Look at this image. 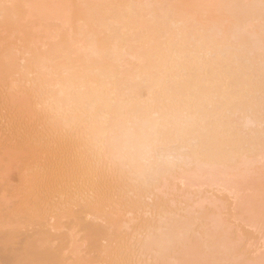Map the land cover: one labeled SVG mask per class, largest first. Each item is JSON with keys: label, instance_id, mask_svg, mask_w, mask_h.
Segmentation results:
<instances>
[{"label": "bare ground", "instance_id": "6f19581e", "mask_svg": "<svg viewBox=\"0 0 264 264\" xmlns=\"http://www.w3.org/2000/svg\"><path fill=\"white\" fill-rule=\"evenodd\" d=\"M18 1H20V0H18ZM18 1H15V2H18ZM24 1L27 2V0H24ZM43 1L42 2L40 1L41 2L40 3L39 1L36 0V1H34L35 3H31V4L35 5L36 2H39V4L46 3L45 2L46 0L44 2ZM54 1H56V3L59 4V2H57V0H48L47 3L50 2V4L48 3L49 6H47L48 4H46L47 7H45V5L39 6V4H38L39 8L37 7V10L39 11L42 7L43 9H41L39 11V13H41L43 16L45 14V12H47L45 14V17L46 18L48 17V19H50V20H51V18H49V17H52L53 19H57V20L61 19L60 23H58L59 21H57V20L55 21L56 24L58 23V26H59V24H62V23H64V25H66L68 23V21H71V22H69L70 25L68 24L69 29L67 28V25H66L65 28H67V30L65 29L64 32H62L64 34V35H62V37L67 36L68 35L67 33H69L70 35H71V33L75 34V36H73V37H72L73 34L71 36L69 35L71 38V41H69L70 40L69 36H68L69 40L66 37L65 39H67L69 42L66 40L67 42L66 43L64 42V44L67 46V48H65L66 50L69 48L68 46H70V45L74 46L73 48H69V51H70V49L72 50L74 48L75 49L79 48L78 54L76 55L78 57L77 58H76V56L73 57L74 60H73V58H71L72 61H70V63H69L68 61L70 58L67 61L66 60L67 58L63 56L64 60L62 59V62H59L61 59V58L59 59L60 55L56 54V52H53V51H56L57 47L56 48H54L55 46L53 48L48 47L49 49L48 48L47 49L51 50L50 51L51 53H50V52H48V50H45L46 49L45 45L43 46L45 48L44 50H45V52H48V53L46 55H44L45 52L42 50L43 52H41V53H44V54L42 55L39 52L40 55L39 56L37 55V57L40 60V63L39 62H36V63H38V64L43 63V65L44 64L48 65L49 61L53 62V63L55 62L54 65L52 66L53 68H54V66H56L55 67L56 69H54V70H57V72H59L57 67H61L60 70L63 68V71L61 70V75H62V72H64L63 76L65 75L64 77H62V76L59 77V78L62 77L61 80H56L55 79L56 75H54L55 78H53V79L56 81L51 80L52 78L50 79V81L49 80L47 81L45 78H46V75L48 73L45 74L43 72L45 75L44 74L41 75V76L44 75V79L46 80V81L45 80L44 81L47 82L46 84L44 82V84H45L44 86L45 87L47 86L51 90L50 91L47 89L50 93L49 94L50 96L47 97V100H49L51 102V105H53L54 110H53V112H48V113L46 112L47 114L44 111H43L44 113L41 112L40 113L41 115H40L38 121L42 122V123L45 122L47 124L48 121H49V123H50V121L53 122L52 119L57 117L59 114L60 115L69 114L70 115V116L68 115L69 118L66 117L67 118L66 122H65V118H64L65 116L62 117V119L64 120L63 122H65L66 124L65 123L63 124V122H62V124L65 126L63 127L64 130H62L63 131L62 134L60 133L61 136L59 135L60 136L59 140H61V139L62 140H64V139H67V140L71 139L72 140V138H74V140L76 141L75 142L76 145L77 144L79 145V147H75V148L80 149V147H81V151L83 153L86 152L85 153L86 155L82 156V155H80L82 153L80 150H79V152H77L75 150L77 153H79V155L74 154L75 153V151H74V153H73L74 155L71 157L72 158L71 162L68 161L70 159L69 156H68L69 159H67L68 157L66 158L64 156L59 157V158L57 157L56 159L54 158L55 156L52 157L53 159L50 160V162L48 163V167L53 168V169H57V173H55L57 175H55V177H52L53 179L50 182L51 185L59 183L60 185H63L64 187L67 186V185L65 186L64 184L67 181H69V179L71 178L70 177L71 174H69V173H71V170H69V169L66 170L67 169L66 164L68 165L69 164L68 162H70L71 164L73 163L72 165H74V167L78 166V168H79L82 166V169L84 170L85 173L88 172L89 168H91V172H92V168L94 169V167L100 169V170L97 169V171H95V172L93 171L95 173V175H93L94 173L91 174V172H88L90 175L87 174L88 177H85L87 179H85L84 181L82 179V181H81L82 184H80V186L78 185L82 189L85 188V186H84L85 183H87L88 185L89 184L95 185V183L101 182L107 177H108V179H106L107 182L111 183V181L113 182L114 181L113 179H115L116 176H119L120 173H121V176H123V175L126 176L127 182L129 181V183L130 182L133 183L135 181L138 184V187L140 186L141 194H140V190L135 191V192L138 191L137 194L133 192L135 194V196L138 194L139 195L137 196L138 199H136V201L134 200L135 208L132 205L133 202L131 203L132 206H129V208L131 207L132 210H134V209L136 210V208L137 209L139 208V210L136 211V212H138V214H139V212L144 214L146 211H148L151 208L150 207L151 204L149 205V203H150L149 199L148 200L144 199V196L146 193L147 194L149 193L148 195H150V197H151V194L153 195L154 192L156 190H158V192L160 194V195L156 194L158 192L155 193L156 196L158 195L157 198H159V200L157 202H155L154 199L150 200L152 202H155L154 204L158 209L156 208L157 211L155 210V212L151 211V209H150V211L153 212L154 214L151 216V213H150L149 219L147 217H145L147 219L144 220V217H143V219H141V224H140L136 221V219H137L136 216L140 217V215L137 214L136 216H134L133 213L135 212V210H134V212H132L131 216L133 218L136 217L134 219L139 224L138 226H128V225L134 224V223H132V224L129 223L131 221L130 220V218H131L130 212L131 211H129L130 209L127 207L128 205H126V207H125V209L126 208L127 209L126 210L124 209V214L128 212L127 214H129L130 218L126 214V218H124V219L128 220L127 219V217H128L129 218V221H128L129 224L127 222L121 223L122 221H124V219L121 221V219L123 218L122 217L123 211H120L122 213V215H120L122 218L120 219V217L117 216L119 219L116 220V222L117 223L120 222L121 225H120V223H118V224L115 223L113 221L114 219L112 220V222H114L115 224L111 222L109 224L107 223L104 225V223L102 222V218H104L105 216L101 217V215L99 217V219L101 218L100 222L97 221L98 219H95V217H94V219L96 221H94V219H92L94 221L93 222L92 220H89L87 218V215H86L87 220H86L85 216L83 217L80 215L81 211L79 212V210L80 209L82 210V208L84 210V207H87V208L91 207L90 209H92V207L95 206V208H96V206H97V208L100 209V207L101 208L103 207V204H104V206L107 204V207L109 206L108 209H110L112 202L115 201V199L113 200L111 197H113V196L119 197V196H115V195H121L119 193V189H121L119 187L120 186L119 184H118L119 189H117V187L114 189L113 188L111 189V187H110L109 189L111 191L110 192L108 191V193H110V194H108V193H107L108 195L104 194V197L101 196V194H99L100 197H98V198L95 197L97 199H94V200L93 199L88 200L89 198L86 199L87 197H84V199H83V197H82V199H80L78 197L79 199H77V202H78V200L80 202H78V204L77 203L75 204L73 202L72 203L75 204V206L78 205L80 208L78 207V209H77V207H76V211L74 209L75 208L74 206H73L74 208H71V210L75 211V212L73 211L75 213L74 214L75 217L71 211L69 214H72L73 217H71L70 219L72 220L74 218V220H72V222L74 221V223L70 222L71 220L69 219L70 220L69 224H71L69 226V228H74V227L76 228L77 227L78 230L81 231V229H82L83 231H85L86 233H84V234H88L87 237H89L88 239H90V241H91V244H90L91 246L93 245L92 241H94V239H95V243H94L95 245H93V247L94 246L96 247L97 246L96 243L98 244V241L102 240L100 242H102L103 246L100 243L98 244V246L101 245L103 247V249H105V247L107 248L106 250H108V252L106 254L105 253L104 254L108 257V262H110L112 259L115 260V261L113 260L115 262V263L112 262L113 264H264V0H106V2H105V0H102V1H100V0H81V1L76 0L75 1L74 0L75 1L74 4L79 2L80 6L83 2V6H84V4H85L84 7H86V5H87L89 7V10L87 9L88 7L86 8L87 11L91 12V13L90 12L88 13L87 11H82V13H81V11H80L81 9L78 10V8L80 6L78 5V7H76L78 4L77 3V4H75L76 6H74V7H76L75 9L78 10L77 11L74 9L75 11H77L76 16H75V14L72 15L73 13H75V11L73 10V13H72L71 9H70V7L72 8L71 4H73V0H72V3L70 2L71 0H69L65 3H64V1H66V0H60V1H63L62 2L63 5L64 4L67 5V3H68V6L71 5L68 8L67 7L65 8V14H63L64 12H62V10H59V8H58L59 5L57 6ZM3 2H4V0H3ZM20 2H18V3H20ZM28 2L30 3L33 1L29 0ZM51 2H53V3H51ZM69 2H70V4H69ZM102 2H104V3H102ZM62 3H61V5H62ZM4 4H3V6H4ZM10 4H11V2H10ZM12 4H13L12 7H10L11 10L13 7L16 6V5H14V3H12ZM31 4L27 5V3H26V5H24V6H27L26 7V9H27ZM52 4H53V6H52ZM18 6H20V4H18ZM83 6H81L80 8H82ZM5 7L8 8L9 6L5 5ZM5 7H3V10L5 9ZM17 7H16V9H18ZM20 7H21L20 11H22L21 10L22 4ZM64 7H63V9H64ZM34 8H36V7H34ZM0 9H1L0 11H3L2 8H0ZM6 9L4 11H6ZM30 9H31V7H30ZM66 9L67 10L70 9V12L72 13L71 14L69 12L70 16H69L68 12L66 13ZM13 10H15V9H13ZM52 10H53V12H52ZM20 11H17V12H20ZM26 11H28L29 14L31 13V11L29 9ZM34 12H36V11H34ZM84 12H85V15H87L88 17L84 16ZM0 13H2V12H0ZM7 13H11V12L9 11ZM117 13L118 14L120 13L121 16L119 14V16H120L119 17ZM3 14H4V12H3ZM36 14H38V12ZM4 15H6V14H4ZM16 15H18V14H16ZM62 15H64V16H62ZM0 16H2V15H0ZM21 16L20 17L17 16V17L21 18ZM25 16H23V17H25ZM115 16H117V19L114 20L113 18H116ZM36 17H37V15H36ZM65 17H67V18H65ZM111 17H113V18H111ZM34 18H35V16L32 19L34 20ZM3 19H4V17H3ZM3 19H2V21H3ZM10 19H11V17L7 18V20H10ZM62 19H64V20L62 21ZM65 19H67V20H65ZM7 20L3 21V23L7 22ZM18 20H20V19H18ZM43 20L44 19H41L40 21L42 22ZM50 20L48 21L45 19V21H48L47 23L51 22ZM29 21H31V18L29 19ZM14 22H15V20H14ZM17 22L15 25L18 24ZM34 22H36V21H34ZM42 23H44V22H42ZM47 23H46V27H47ZM12 24H13V22H12ZM20 24H21V22H20ZM27 24H26V26H27ZM37 24H39V23H37ZM49 24H51V23H49ZM0 25H2V23ZM61 26L62 25H60V27ZM95 26H97L96 29L93 28ZM21 27H23V23H22ZM21 27H20V29H21ZM27 28H28V26L26 27V29ZM48 28L50 29L51 27H48ZM39 29H41V27H39ZM49 29H46V30L49 31ZM56 29H58V31H59V27L58 28L56 27ZM62 29H64L63 26H62ZM11 30H12L11 32L18 31L17 29H15L14 31H13V29H11ZM23 30H24V28H23ZM27 31H30V30H27ZM51 31H52V29H51ZM65 31H67V33ZM0 33L2 34V32H0ZM17 33H15L16 36H13L14 38L16 37L18 39H23L24 37H27V36L23 37L21 34L20 35L22 37L20 35L17 36ZM31 33L26 32L27 35H29ZM45 34H48V33L45 32ZM32 35L34 36V34H32ZM56 35L58 36L59 34L56 33ZM33 36H31V39H34ZM35 36H37V35H35ZM49 36L50 35L48 34V37ZM51 36H52V34H51ZM54 36H52L53 39H54ZM9 37H12V34ZM52 37L49 38L50 39V40H48L49 42L50 41H52V42L56 41L57 38L54 40H51ZM61 38L59 37L58 39H61ZM6 39L9 41L8 37H6ZM7 40H6V42H7ZM10 40H11V38H10ZM12 40H13V38H12ZM32 41L35 42L36 40L34 39ZM0 42H2V41L0 40ZM9 42H12V41H9ZM13 42H14V40H13ZM26 42H27V40H26ZM54 42H53V44H54ZM76 42H78V43H76ZM3 43H4V41H3ZM16 43H18V42H16ZM20 43H21V41H20ZM43 43H44V41H43ZM64 44L62 43V45H64ZM84 44H86L85 45L86 47L84 46L83 49H80V48H82V46ZM6 45H8V44H6ZM11 45H12V43H11ZM16 45L17 44H15V46ZM22 45L23 44H21V46ZM29 45H31V44L29 43ZM62 45L60 44L58 46L61 47ZM13 46H14V44H13ZM51 46H52V44H51ZM64 46H62V48ZM4 47H6L5 44H4ZM10 47L13 48L12 46H10ZM17 47H14V48L16 49ZM27 47L25 49H27ZM11 48H9L10 54L12 52ZM18 48H21V50L23 49L22 47H18ZM33 48H34V46H33ZM5 49H4V51H6ZM37 49H40V48H37ZM41 49H42V47H41ZM52 49H54V50H52ZM58 49H59V47H58ZM58 49H57V51L59 52L60 49L59 50ZM62 50H60V51H62ZM16 51L21 53L24 50L23 51L15 50L14 52H16ZM6 52H3V53H6ZM25 52H26V50H25ZM29 52L30 51H28V54H29ZM62 52H59V54H61ZM74 52H76V51H74ZM36 54H35V56H36ZM74 54H72V55L74 56ZM2 55H4V54H2ZM7 55H9V54H7ZM7 55H5V56L7 57ZM12 55H13V53H12ZM61 55H64V54H61ZM72 55H71V57H72ZM5 56L2 59L5 60V59L9 58L10 55L7 58ZM13 56L15 58V55H13ZM23 56H22V58H23ZM33 56H34V54H33ZM56 56H58V57H56ZM18 58H20V57H18ZM57 58L59 59V61H55V60H57ZM24 59H26V58H24ZM32 59H33V61H35L34 58H32ZM32 59H28V60H32ZM10 60H12V59H10ZM98 60H99V62L97 63ZM37 61H38V59H37ZM93 61L96 62L95 63V64H97L96 66L94 65ZM16 62H17V59H16ZM50 62H49V65H50ZM88 62H92V64L89 63L90 66L92 65L91 67L88 65ZM6 63H7V60H6ZM18 63H20V62H18ZM21 63H22V60H21ZM29 63L32 66L37 65V64L33 65V63H31V62H29ZM1 64H0V67H1ZM86 64H87V67H85ZM12 65H9L8 67H10ZM25 65H27V64L25 63ZM2 66H3V64H2ZM3 67H5V66H3ZM26 67H29V66H26ZM80 67L83 68L84 74H83V71ZM25 68H24V70L26 71L28 68L27 69H25ZM43 68L45 69V67H43ZM65 68H67L68 71H70L69 69H74V70H72L73 72L70 71V73L71 72L74 73L78 68V70H80V72L82 71L81 73L84 76L79 75L80 73L77 71L76 72L77 73V80H75V78H76L75 73H74L75 76H71L72 73H71V75H68L70 73L66 69V73L68 72L66 74L64 71ZM84 68H86V69H84ZM2 69H6V68H2ZM12 69H15V68H12ZM37 69H40V67H38ZM44 69H42V71ZM48 69L49 68H47V70L45 69L46 72L48 71ZM8 70H10V69L8 68L5 71H8ZM24 70H22V71H24ZM0 71H1V69H0ZM9 72L10 71H8L6 73L8 74ZM27 72H28V70H27ZM17 74H18V72H16V75ZM16 75L14 74V76H16ZM21 75L23 76L24 72H22ZM21 75H20V78L22 77ZM48 75H52V74H48ZM66 75H68L67 77H69V76L70 77L66 78ZM9 76H7V77H9ZM14 76L11 78L13 79ZM41 76H40V79H41ZM3 77H4V75H3ZM73 77H75L74 80H73ZM63 78H65V79H63ZM32 79H34V78H32ZM32 79L29 78V80H32ZM3 80H2V83L4 84V82L6 80L5 81H3ZM11 80H10V83H13V80H12V82H11ZM14 80H15V78H14ZM26 80H27V78H26ZM16 81H17V78H16ZM22 81H23V78H22ZM32 81H34V80H32ZM32 81H29V82L34 83ZM36 83H37V81H36ZM36 83H34V84L36 85ZM41 83H43V82H41ZM20 84L22 86V83H20ZM20 84H18V85H20ZM26 84L27 83H25V85ZM7 85H9V84H7ZM42 85L43 84H41V86ZM4 86H6V85L4 84ZM29 86H27V87H29ZM38 86H40V84ZM41 86H40V88L42 89ZM13 87L15 88L16 86H13ZM27 87H26V89H27ZM10 88L11 87H9V89ZM31 88L32 87H30V89ZM36 88H35V90H36ZM23 89L25 91V87H23ZM33 89H34V87H33ZM4 90H5V88H4ZM11 90H9V91H11ZM14 90H12V91H14ZM43 90H45V89L43 88ZM9 91L7 89V92H9ZM30 91H28V92H30ZM38 91H36V92H38ZM48 91H47V93H48ZM7 92H5V94ZM18 92H20V90H18ZM102 92L103 93L108 92L110 94L108 95L105 93L106 96H104L101 94ZM41 93H40V95H41ZM42 94L45 95L44 93H42ZM1 95L3 96V93ZM7 95L10 96V94H8V93H7ZM15 95H16V93H15ZM18 95H20V94H18ZM22 95L24 97L25 94L21 93V97H22ZM157 95H159V97ZM38 96H39V94H38ZM45 96H43V97H45ZM13 97L15 98V96H13ZM33 98L31 97L30 99H33ZM15 99L17 100V97ZM30 99H28V100H30ZM4 100H5V98L3 99V101ZM8 100L11 101L12 99L9 98ZM24 100L23 101L26 103L27 98ZM13 101L14 100H12V102ZM42 101L43 100H41V102ZM24 102H22V104ZM38 102H39V99H38ZM46 102L47 101H45L44 103L46 104ZM11 104H13V103H11ZM18 104H20V103H18ZM3 105H4V107H6L5 106L6 104H3ZM27 105H29V104H27ZM36 105H38V104H36ZM1 106H2V104H1ZM43 106H44V104H43ZM48 106H50V105H48ZM18 107H20V106H18ZM26 107L28 108V106H26ZM50 108H52V107L50 106ZM7 109H9V108H7ZM40 109H42V106ZM52 109H50V111ZM16 110H17V108H16ZM29 110H27V111H29ZM10 112H8V113H10ZM5 114H4V117H5ZM1 115H2V113L0 114V116ZM18 116H20V115H18ZM23 117L24 116H22V118ZM1 118H3V117H1ZM30 119H32V118H30ZM33 120H34V118H33ZM58 120H61V119H58ZM58 120L56 121L57 123L59 122ZM14 121H16V120H14ZM30 121L31 120H29V122ZM38 121H36V122H38ZM17 122L20 123V121H17ZM8 123H10V122H8ZM24 123H25V120H24ZM32 123H33V121H32ZM58 124L61 125L60 123H58ZM6 125H8V124H6ZM24 125L22 127L25 129V127L27 125L29 126L30 124L25 123ZM18 126L21 127V124ZM31 126H32V124H31ZM35 126H37V125H35ZM41 126L43 128L42 124H41ZM14 127H15V125H14ZM60 127L61 126L55 128V129H58ZM3 128H5V127H3ZM23 128H21V129L24 131ZM34 128L36 129V127H34ZM46 128H47V126H46ZM2 129L0 128V130H2ZM11 129H13V128H11ZM18 129H20V128L16 127L15 130L9 131L8 135L5 136L6 137L5 140L8 138L9 139L14 138L13 136H15V135L17 136V134L21 136L22 134L18 133V131L21 132V130H18ZM27 129H29V128H27ZM38 130H39V128H38ZM46 130L48 131V129H46ZM51 130H53V129H51ZM6 131H8V130L6 129ZM25 132H26V129H25ZM27 133H29V132L27 131ZM34 133H36V132L34 131ZM45 133H46V131H45ZM53 133L55 134V132H53ZM41 134H43V133H41ZM1 135H3V134H1ZM37 135L35 134V136H37ZM43 136H44V139H42L41 137L39 138V139H41L39 141L41 146H43V145L47 146V145H52V144L54 145V143L56 144L58 142L57 141L58 138L56 140L57 142L56 141L54 142V140H55L54 138L53 139H51L52 137L51 138L50 137L45 138L47 136H45V135H43ZM76 138L78 140H76ZM20 139H21V137H20ZM17 140H18V138H17ZM22 141H24V140H22ZM77 141H78V143H77ZM71 143H72V141H71ZM33 144H34V141H33ZM64 144L66 145L65 142H64ZM10 145H12V144H10ZM35 145H38V144H35ZM71 145L69 144V147ZM29 146H31V145H29ZM60 146H62V143ZM40 147H39V149H40ZM53 147H52V149L54 150ZM63 147H65V146H63ZM66 147H68V145ZM0 148H2V146ZM45 148H47V147H45ZM59 148L61 149L62 147H59ZM10 149H8V151L14 150V148H10ZM28 149L30 150L31 148L29 147ZM37 149H38V147H37ZM62 149H64V148H62ZM6 150L7 149H5V151ZM87 150L91 151L90 153H92V154H93V151H95L94 155H93V159L95 158V153L97 154V156L99 153H100L99 155H103V156H98L99 159H97L98 157L96 156V158H95L96 160H93V161L91 160V162L89 160V163H91V164L88 163V165H87V162L85 163L86 158L88 159V157H89V156L87 157ZM5 151H3V152H5ZM54 151L57 154L56 151H58V150H54ZM67 151H68V149H67ZM27 152H28V150H27ZM27 152L25 151L24 153L26 154ZM30 152H32V151H30ZM40 152H41V150H40ZM22 153H23V151H22ZM63 153H64V151H63ZM90 153L88 152V155H91ZM25 154H23V155H25ZM34 154H36V153H34ZM34 154H32V155H34ZM37 154H39V153H37ZM44 154L45 153H43V156H44ZM69 154H70V152H69ZM29 155L27 154V156H29ZM67 155H68V153H67ZM45 156H46V154H45ZM49 156L47 155V158ZM80 156H81V158H80ZM82 157H85L84 161H83ZM21 158H22V156H21ZM42 158H44V157H42ZM90 158H92V157L90 156ZM27 159H28V157H27ZM44 160H45V158H44ZM33 161H35V160H33ZM37 161L39 162V159ZM24 162L26 163V159L24 160ZM28 162L29 161H27V163ZM107 162H109V163H107ZM106 163L109 164L110 166L114 164L115 166L113 165L112 167H114V168L116 167L117 170H115L116 168L115 169L113 168L114 169L113 170L110 166H108V167L111 168L110 169L111 171L112 170L114 172L116 171L117 172L116 174H118V175H116L115 173H112V172L111 173L114 176L112 174H110V172H109L110 170L107 167H106V169H107V172H109V174L104 172L103 168H105L104 166L107 165ZM46 165H47V163H46ZM84 165H87L89 168L87 167V170L84 169V167H83ZM89 165H91V166H89ZM92 165H94V166H92ZM26 166H24V167L26 168ZM29 166H31V165H29ZM41 167H42V165H41ZM35 168H36V165H35ZM39 168H40V166H39ZM45 168L46 167H44V169ZM26 171H28V170H26ZM40 171H42V170H40ZM77 173L78 172H76V174ZM79 173H80L79 175H81V172H79ZM28 174L29 173L27 172V177H28ZM46 174H47V171H46ZM31 175H32V173H31ZM53 175L54 174H52V176ZM82 176H84V175H82ZM29 178L31 180V177H29ZM33 178H34V176H33ZM111 178H112V180H111ZM121 178L123 179V177H121ZM25 179L27 180L28 178H25ZM117 179H118V177L116 178V181H117ZM39 180H40V178H39ZM39 180H38V182H39ZM121 180H119L117 182L119 183ZM28 182H24V183L28 184ZM35 182L33 184H35ZM117 182H113V183L117 184ZM75 183L76 182H74L73 184H75ZM120 184H121V182H120ZM128 184L125 186L129 187V190H131L132 187L130 188L131 185L128 186ZM137 184H136V186H137ZM60 185L59 186L57 185V186L62 188ZM72 185H70V186H72ZM81 185H83V187ZM70 186L68 183L67 188H69L71 190ZM97 186H98V184H97ZM97 186L96 187L94 186V188H97ZM125 186L123 185V187H125ZM33 188H31V189H33ZM72 188L75 189L74 187H72ZM135 188L136 187H133V190H135ZM26 189L30 190L29 186ZM77 189H79V188H77ZM80 189L78 191L75 190V191H70V192H72V193L75 192L77 194V192H79ZM124 189H126V188H124ZM137 189H139V188H137ZM154 189H156V190H154ZM95 190H97V189H95ZM102 190H104V189H102ZM102 190H100V191H102ZM45 191H47V190H45ZM52 191L54 192V190H52ZM66 191H67V189H66ZM104 191L102 193H104ZM8 192H10L9 189H8ZM122 192H123V190H122ZM128 192H130V191H128ZM89 193H91V192L89 191ZM123 193H125V192H123ZM130 193H128V194H130ZM47 194H48V192H47ZM66 194H67V192H66ZM66 194H65V197L67 199L65 198L64 204H65V202L71 203L72 200L69 201V199L71 198L70 196H73V198H75L74 195L73 194L70 195V193H69V195H70V196L68 195L70 197L69 198L66 196ZM93 194H95V193H93ZM105 195H107V196H105ZM126 195L124 196L125 199H126ZM148 195H146L145 197L150 198V197H148ZM21 196H22V194H21ZM21 196H18V198H20ZM133 196H131L132 201L134 198ZM36 197H37V193H36ZM53 197H54V195H53ZM76 197H77V195H76ZM127 197H129V195H127ZM47 198H49V197H46V200H48ZM157 198H155V199H157ZM15 199H17V197ZM42 199H43V195H42ZM51 199H53V198L51 197ZM90 199H91V197H90ZM119 199H120V197H119ZM4 200H5V198H4ZM18 200H20V199H18ZM24 200H26V199L24 198ZM24 200H22V201H24ZM35 200L36 199H34V201ZM40 200H41V198H40ZM111 200H112V202L109 203V201H111ZM6 201L8 202V200H6ZM147 201L149 203H146ZM2 202H1V204H2ZM24 203L25 202H23V205L21 203V206H20V204H18V206H20V209L23 208L22 206H25ZM35 204H37V200L35 201ZM35 204H34V208H37L38 206L35 207L36 206ZM60 204H63V203H60ZM142 204H143V206H141ZM41 205H42V203H41ZM46 205L49 206L47 203H46ZM51 205H53V204H51ZM58 205H59V203H58ZM100 205H102V206H100ZM8 206H9V204H8ZM55 206H56V204H55ZM62 206L59 205L58 207H61L62 211L64 210L63 211L64 213L65 212L68 213V211H70L71 206L69 204L66 203V207L70 206L69 208H67L68 209L67 211H65V207L63 209ZM144 206H145V208H144ZM52 207H54V206H51V208ZM58 207H57V209H58ZM141 207H143L146 210H144L143 212L140 211ZM28 208H29V206H28ZM38 208H37V210H38ZM8 209L9 208H7V211H9ZM53 209H55V207ZM29 210H26L27 213L29 212ZM83 210H82V212H83ZM0 211H1V208H0ZM32 211H34L33 208H32ZM58 211H59V213H61L60 212L61 210H58ZM86 211H88V210H86ZM25 212H23L24 215H25ZM30 212H31V210H30ZM30 212L28 213V216H30L33 213L32 212L30 214ZM44 212H47V214H48V211H46V209ZM54 212H57V211H54ZM54 212L52 213V215H50V217L53 216ZM93 212H94V210H93ZM96 212H95V214H97L99 211L97 213ZM100 212H101L100 214H102V211H100ZM3 213H5V212H3ZM76 213L78 214V216H76ZM22 214H21V217L23 216ZM55 214H54V217H55ZM57 214H58V212H57ZM106 214L111 215V213H109V212H107ZM145 214L144 215L147 216V212ZM90 215H91V217H93V214H89V216ZM148 215H149V213H148ZM4 216H8V215H4ZM25 216H27V215H25ZM41 216H43V215L41 214L40 218H41ZM48 216H49V214H48ZM65 216L68 217V214ZM65 216H63V217H65ZM15 217H17V216H15ZM35 217H36V214H35ZM44 217H45V215H44ZM57 217L59 218L60 215H58ZM96 217L98 218V216H96ZM113 217L116 218V216H113ZM51 218H53V217H51ZM59 219H62V218H59ZM134 219H132V221ZM62 220H64V219H62ZM105 220L108 221L106 218H105ZM142 220H143V222H142ZM6 221L4 220L5 223H6ZM39 221H40V219H39ZM39 221H37V222H39ZM52 223L55 224L54 222L51 221V225H52ZM7 224H10V223H7ZM122 224H124V226H122ZM12 225H14V224H12ZM36 225L37 224L35 222V226ZM4 226L6 227V225H4ZM57 226L58 225H56V227ZM41 227H39L40 228L39 231L41 230ZM53 227H54L53 228V230H54L55 226L53 225ZM61 227L63 228V226H61ZM35 228L37 229V230L35 229L36 232H38V228L37 227H35ZM58 228H60V227L58 226ZM58 228H56L57 231L59 230ZM18 229H21V228H18ZM6 230H8V229H6ZM27 230L25 231V233L27 232ZM43 230L44 229H42V231ZM65 230H67V225H66ZM73 230L74 229H72V231ZM14 231H15V229H14ZM31 231H33V230H31ZM62 231H63V229H62ZM80 231H78V232H80ZM11 232H9L10 234H7V236H1L2 234L0 233L1 234L0 235V264H9V263H11V264H13V263L20 264L21 263L22 264L23 259H22L21 255H24V253H26V251L30 250V248L29 249H27V248L31 245L32 242H34V243L37 242L35 240L30 241L31 238H29L30 240H28V238L24 239L23 238L24 232H22L23 235L22 234L20 235L22 237H18V235H15L17 232H15V234H14L15 236L13 234H11ZM54 232H52V233H54ZM60 232L61 231H59V234H60ZM106 232H107V234H106ZM109 232L115 233L116 235L109 233ZM28 233H29V230H28ZM32 233H33V236L36 234V233L34 234V232H32ZM55 233L57 234V232H55ZM55 233L52 235L54 236ZM62 233L63 232H61V234ZM81 233L83 234L82 231H81ZM59 234H58V236H59ZM66 234L67 233H65L64 236ZM108 235H110V237ZM28 236H30V235L27 234V237ZM55 236H57V235H55ZM69 236H71V234ZM24 237H26V236H24ZM30 237H32V236H30ZM44 237H45V235H44ZM60 237H62V236H60ZM80 237H81V235H80ZM82 237H81V239L79 237L78 238L80 240H82ZM54 238H52V239H54ZM134 239H135V241H134ZM68 240H70V239H68ZM68 240L67 241L65 240V241L68 242ZM39 241H41V240H39ZM103 241H104V243H103ZM71 242H70V244H71ZM58 244H59V242H58ZM61 244L66 245L64 242L63 243L61 242ZM43 245H42V247L44 248ZM67 245H69V244L67 243ZM122 245H123V249L119 250L120 247H122ZM31 247L33 250V248H35L36 246L31 245ZM39 247H37V248H39ZM100 247H99V250H101ZM118 247H119V249H117ZM65 248H67V246ZM86 248H87V246H86ZM54 249H56V248H54ZM60 249H62V248H60ZM41 250H43V249H41ZM45 250H47V249H45ZM74 250H75V248H73V250L71 249V251H74ZM90 250L92 251V248H90ZM62 251H63V249L60 251L58 250V253L59 252L62 253ZM82 251H83V246H82ZM95 251H96V249H95ZM30 252L32 253V251L30 250L29 252L26 253L27 255L25 254L27 258H28V256H30V258H31V255H28ZM42 252H44V251H42ZM53 252L56 253L57 251L55 250ZM53 252H50V254L52 255ZM64 252H66V250H64ZM88 252H90V251H88ZM86 253L87 252H85L84 255L88 254V253L87 254ZM95 253H92V254L95 255ZM9 254H11L10 256H12V259L18 258V257H16V255L21 256L20 259L22 262H20V261L17 262V260H20V259H16V262H15V260H12L10 258ZM41 254H45V253H40V255H38V257L40 259L42 258ZM46 254H47V252H46ZM33 255H32V257H33ZM58 255H56V257L54 256L55 259L60 256V255L59 256ZM64 255H65V253H64ZM76 255H74V256H76ZM97 255H99V254L96 253V256ZM13 256H15V257H13ZM47 256L49 258V254ZM103 257L101 256L100 258H103ZM39 258H37V260H39ZM68 258H69V256H68ZM75 258H77V257H75ZM85 258H87V256ZM90 258H92V257L90 256L89 259ZM100 258H96L97 261ZM106 258H104L103 262H101L102 264L105 262ZM55 259L53 258V260H55ZM70 259H72V257ZM96 259H93V260H96ZM30 260L33 261V259H30ZM30 260H27V262ZM37 260H35V261H37ZM46 260H47V258H46ZM59 260H60V257H59ZM77 260H79V259H77ZM77 260H76V262H75V260L73 262V259H72V262L75 264V263H78L81 259L79 261H77ZM88 261H90V260H88ZM38 262H37V264H38ZM43 262L46 263V261H43ZM55 262L56 261H54L53 264ZM106 262H107V260H106ZM108 262H107V264H108ZM48 263H49V261H48ZM51 263H52V261H51ZM61 263L64 264L66 262L61 261ZM61 263H59V264H61ZM88 263L86 262V264H88ZM99 263H100V261H99ZM78 264H81V263L79 262Z\"/></svg>", "mask_w": 264, "mask_h": 264}, {"label": "rangeland", "instance_id": "374dc122", "mask_svg": "<svg viewBox=\"0 0 264 264\" xmlns=\"http://www.w3.org/2000/svg\"><path fill=\"white\" fill-rule=\"evenodd\" d=\"M0 1H1V2H0V3H1V4H0V5H1L0 8H2V10H3V7H5V5H6V6H7V5L9 6L8 8L5 7V9L7 8L6 11H4L5 9H4L3 11H0V12H2V13H0V15H2V16H0V24L2 23V25H0V32H2V34L0 33V34L2 35V36L0 35V36H1V37H0V40L2 41V42H0V57H1V58H0V61H1L0 64L4 61L2 64H3V66H5V67H3L2 64H1V67H0V69H1V71H0V72H1V73H0V76H1L0 79L2 78V79L0 80V83L2 84V85L0 84V89H1V90H0V93H1V94L3 93V96H4V97H3V96L0 94V99H1V100H0V114L2 113V115L0 116V125H1L0 128L2 129L3 127H5V128H3L2 130H0V133L4 135V136H3V135L0 134V145L2 146V148H0V208H1V211H0V233H1L2 235H1V234H0V235H1V236H7V234H10L9 232L12 231L11 234L14 235L15 232H17L15 235H18V237H22V236H20V235L22 234V232H24L23 234H24V236H26V237L23 236L24 239H25V238H28V240H30L29 238H31L30 241H34V240L37 241V242H35V243L32 242L33 244L31 243V245L36 246L35 248H33V250H32L31 245L27 248V249L30 248V250L32 251V253L30 252V253L28 254V255H31V258H30V256H28V258L26 257V255H27L26 253L30 251V250H29V251H26L27 249L25 250L26 253H24V255H21V256H22V259H23V260H22V261H23L22 264H25V263H26V264H28V263H29V264H37L38 261L40 262V263L38 262V264H49V263H50V264H53L54 261H56L54 264H59V263H61V261H62V262L65 261L66 263H64V264H70V263L72 264V263L74 262V260H75V262H76L77 259H79V260L81 259L80 261L77 260V261H79L81 264H86V262H87V263L89 262L90 264H95V263L98 264L99 261H100L99 264H102L101 262H103L104 258L107 257L105 254L108 252V250H106V249H107L106 247H105V249H103V247H102V246H103V245H102V242H100V241H102V240L98 241V244L100 243L102 246H101V245L98 246V244L96 243L97 246H96V247H95V246L93 247V245H95V244H94V243H95V239H94V241H92V242H93V243H92L93 245L91 246V245H90V244H91V241H90V239H88L89 237H87L88 234H84V233H86L85 231H83V230L81 229V231L83 232V234H82L81 231L78 230L77 227H76V228H75V227H74V228H69V226L71 225V224H69V221L71 220L70 218L73 217L72 214H69V213L72 211V213H73V215H74V214H75L74 212L76 211V207H77V209H78L79 206H78V205L75 206V204H76V203L78 204V202H80V201L78 200V202H77V199H79V198L82 199V197H83V199H84V197H87L86 199L89 198L88 200H92V199L94 200V199H97L98 197H100L99 194H101V196L104 197V194H107L108 191H109V192L111 191V190L109 189L110 187H111V189H112V188L114 189V188H116V187H117V189H119L118 186L120 185L119 187H120L121 189H119V193H120L121 195H115V196H119L120 199H119V197H114V196L111 197L113 200L115 199L116 202H115V201L112 202V200L109 201V203L112 202V204H111V206H110V209H108L109 206L107 207V204H106L105 206H104V204H103V207H102V208L100 207V209H98L97 206H96L97 209L95 208V206L92 207V209L94 210V212H93L92 209H90L91 207H89V208L84 207V210H83V208H82L83 212L85 211L84 213L82 212L81 209L79 210V212L81 211V212H80V215L83 216V217L85 216V218H86V215H87V218H88L89 220H92V219H94V217H95V219H98L97 221L100 222V221H101V218L99 219V217H100V215H101V217H104V216H105L104 218H102V222L104 223V225L107 224V223H108V224L111 223L113 219H114L113 221H114L115 223H117L116 220L119 219L118 217H120V219L123 217V218L121 219V221H122L124 218H126V214L128 213V212H127V213L124 214V209H125L126 205H128V206H127L128 208H129V206H132V205L134 206V200L136 201V199H138L137 196L139 195V194H138V195L135 196L134 193H136V194L138 193V191H137V192H135V191H136V190H140V186L138 187V184H137L135 181H134L133 183H131V182L129 183V181L127 182L126 176L123 175V174H122L123 176H121V173H120L119 176H116L115 179H113V180H114L113 182H117V181H119V180L122 179L121 177H123V179L120 181L121 184H120V182H119V183L117 182V184H116V183L114 184L112 181H111V183H110V182H107V180H106V179H108V177H107V178L104 179L105 181L103 180V181H101V182H97V183H95V185H94V184H93V185H90V184L88 185L87 183H85V185H84L85 188L82 189L81 187H79L80 184H82V182H81L82 179H83V181H84L85 179H87V178H85V177H88V175H90L88 172H91V168H89V167L87 166L88 163H89V160H90V162H91V160H92V161H93V160H96L95 158H96L97 154L95 153V158L93 159V155H94V152H95V151H93V154H92V153H90L91 151H88V150H87V157L89 156L88 159L86 158V160H85V157H86V156H85V157H82L83 161L85 160V163L87 162V165H84V166H83L84 169L87 170V167L89 168V169H88V172L86 171L87 173L84 172V170L82 169V166L79 167V168H78V166H77V167H74V165H72L73 163H72V164L70 163L71 160H72L71 157H72L74 154H78V155H79V153H77V152H79V150L81 151V147H80V149H79V148H75V147H79V145H78V144L76 145V143H75L76 141L74 140V138H72V140L70 139V140L72 141V143H71V141H70L69 139H68V140H67V139H64V140L61 139V140H59V138H60V136H61L60 133L62 134V132H63L62 130H64L63 127H64L65 125H63V124H64V123L66 122V120H67L66 117L69 118L70 115H69V114H66V115H65V114H62V115L59 114V115H58L59 117L57 116V117H55V118L52 119L53 122L50 121V123H49V121H48V123H49L50 125H49L48 123L46 124L45 122L42 123V122H39V121H38V119H39V117H40V115H41V114H40L41 112H42V113H44V112H45V113H46V112L48 113V112H53V110H54V107H53V105H51V102H50L49 100H47V97L50 96V95H49L50 93H49V91H48V90H50V89H49L47 86H46L47 88L44 86V85L47 83V82H45V81H46V80H47V81H48V80L50 81L51 78H52L51 80H54V79H53V78H55L54 75H56V78H55L56 80H61L62 77H64L65 75L63 76V73H64V72H62V75H61V70L63 71V68L60 70L61 67H57V69H58L59 72H57V70H54V69H56V68H55L56 66H54V68H53L52 66L54 65L55 62L53 63V62H50V61H49L51 66L49 65V62H48V65H47V64H44V65H43V63H41V64L36 63V62H39V63H40V60H39V58L37 57V55H38V56L40 55L39 52L41 53V52H43V51L45 52V50H48V49H49L48 47L53 48V47L55 46L54 48H56V47H57V48H56V51H53V52H56V54H58V55L61 56V57L59 56V59L61 58L60 61H59L58 58H57V60H55V61L62 62V59L64 60V57H66V58H67V59H66L67 61H68V59L70 58L69 61H68V62L70 63V61H72L71 58L75 57V56L78 54V49H79V48H77V49L74 48V49H72V50L70 49V51H71V52H70V51H69V48H73V47H74L73 45H70V46H68L69 48L67 49V50H68V51H67V50L65 49V48H67V46L64 44V42L66 43V42L69 40L70 36H71L73 33H71V35H70L69 33H67V31H65L68 35L65 36V37L63 36V37H64V38H63L62 35H64V34H63L62 32H64L65 29L67 30V28L69 29L68 24L70 25L69 22H71V21H68V23L66 24V25H67V28H65L66 25H64V23L59 24V26H58V23L61 22V21H60L61 19H60V20H57V19H53L52 17H49V18H51V20H50V19H48V17H47V18L45 17V14H46L47 12H45V14L42 16V14L39 13V11H40L41 9H43V8L41 7V9L38 11V10H37V7L39 8L40 5H41V6H42V5H45V7L49 6L50 2H48V3H49V4H48V3H47L48 0H46V1L44 0L46 3H42V4H39V2H40V1L42 2L43 0H37V1H39V2H36L37 5H36V4H35V5H34V4H31V3H35L34 1H36V0H32L33 2H30V3L28 2L29 0H27V2L24 1V0H23L24 2H23L22 0H20L21 2L18 1V0H8V1H7V0H4V2H3V0H0ZM15 1H18V2H20V3L15 2ZM30 1H31V0H30ZM44 1H43V2H44ZM67 1H69V0L64 1V3L67 2ZM75 1H76V0H75ZM75 1L73 0V4H71V5H72V8L70 7L72 13H73V10H74L76 7H78V5H79V2H77L78 4L75 3V4H77V6H76V5L74 4ZM77 1H78V0H77ZM80 1H81V0H80ZM100 1H102V0H100ZM7 2H8V3H7ZM10 2H11V4H10ZM41 2H40V3H41ZM54 2L56 3V1H54ZM57 2H59V4L56 3V5H57V6L59 5L58 8H59V10H62V12H64L63 14H65V8H66V7L68 8L69 6H71V5L68 6V3H67V5H66V4L63 5V3H62L63 1H60V0H57ZM70 2L72 3V0H71ZM70 2H69V4H70ZM105 2H106V0H105ZM4 3H5V4H4ZM12 3H14V5H16V6L13 7L12 10H11L10 7H12V5H13ZM23 3H24V4H23ZM26 3H27V5H28V4H31L32 6L30 5V6L26 9L27 6H24V5H26ZM51 3H53V2H51ZM55 3H54V4H55ZM61 3H62V5H61ZM80 3H81V2H80ZM102 3H104V2H102ZM3 4H4V6H3ZM18 4H20V6H21V4H22V9H21V10H22L23 12L20 11V8H21V7L18 6ZM38 4H39V6H38ZM46 4H48V5L46 6ZM33 5H34V6H33ZM17 6H18V7H17ZM52 6H53V4H52ZM60 6H61V7H60ZM64 6H65V7H64ZM74 6H76V7H74ZM79 6H80V5H79ZM81 6H83V2H82V4H81ZM81 6H80V7H81ZM84 6H85V4H84ZM84 6H83L82 8H80V7L78 8V10L81 9V10H80L81 13H82V11H87V9L89 10V7H88L87 5H86V7H84ZM16 7H17L18 9H16ZM24 7H25V8H24ZM30 7H31L32 10L30 9ZM34 7H36V8H34ZM63 7H64V9H63ZM87 7H88V8H87ZM52 8H53V7H52ZM86 8H87V9H86ZM13 9H15V10H13ZM28 9L31 11V13H30L31 15L28 13V11H26V10H28ZM55 9H56V8H55ZM70 9H69V10L66 9V13L68 12L69 16H70V13H71V12H70ZM85 9H86V10H85ZM0 10H1V9H0ZM8 10H9L11 13H7V12H9ZM44 10H45V9H44ZM49 10H50V9H49ZM63 10H64V11H63ZM75 10H77V9H75ZM75 10H74V11H75ZM78 10H77V11H78ZM14 11H15V12H14ZM17 11H20V12H17ZM30 11H29V12H30ZM34 11H36V12H34ZM46 11H47V10H46ZM54 11H55V10H54ZM77 11H75V13H73V14L71 13V14H72V15L75 14V16H76ZM80 11H79V12H80ZM3 12H4V14H6L7 16L4 15ZM37 12H38V14H36ZM52 12H53V10H52ZM62 12H61V13H62ZM69 12H70V13H69ZM87 12H88V11H87ZM87 12H86V13H87ZM89 12H90V11H89ZM89 12H88V13H89ZM14 13H15V14H14ZM22 13H23V14H22ZM81 13H80V14H81ZM90 13H91V12H90ZM9 14H10V15H9ZM16 14H18V15H16ZM32 14H33V15H32ZM40 14H41V15H40ZM117 14H118V13H117ZM119 14H120V13H119ZM119 14H118V16H119ZM21 15H22V16H21ZM25 15H26V16H25ZM36 15H37V17H36ZM39 15H40V16H39ZM66 15H67V14H66ZM72 15H71V16H72ZM90 15H91V14H90ZM90 15H89V16H90ZM114 15H115V14H114ZM9 16L11 17V19H10V20H7V18H10ZM12 16H13V17H12ZM17 16H18V17L21 16V18H18ZM23 16H25L26 18L23 17ZM30 16H31V17H30ZM34 16H35V18H34V20H33L32 18H33ZM47 16H48V15H47ZM62 16H64V15H62ZM75 16H74V17H75ZM84 16H85V17H88L87 15H85V12H84ZM120 16H121V14H120ZM120 16H119V17H120ZM3 17H4L5 20L3 19ZM6 17H7V18H6ZM115 17H116V18H113V17H111V18H113V19L115 20V19H117V16H115ZM17 18L20 19V20H18ZM30 18H31V21H29ZM40 18H41V19H44V20L42 21V22H44V23H42V22L40 21V20H41ZM63 18H64V17H63ZM65 18H67V17H65ZM75 18H76V17H75ZM2 19H3V21H6V20H7V22H4V23H5V24H4L3 21H2ZM22 19H23V20H22ZM25 19H26V20H25ZM45 19L48 20V21L50 20L51 22H49V23H51V24L47 23L48 21H45ZM52 19H53V20H52ZM14 20H15V22H14ZM37 20H38V21H37ZM56 20L59 21L57 24H56V22H55ZM63 20H64V19H62V21H63ZM65 20H67V19H65ZM72 20H73V19H72ZM17 21H18V22H17ZM22 21H23V22H22ZM28 21H29L30 23H29ZM32 21H33V22H32ZM34 21H36V22H34ZM10 22H11V23H10ZM12 22H13V24H12ZM16 22L18 23L17 25H15ZM20 22H21V24H20ZM24 22H25L26 24L28 23V24H27V26H28L27 29H26L27 26H26V24H25ZM53 22H54V23H53ZM6 23H7V24H6ZM9 23H10V24H9ZM22 23H23V27H21V26H22ZM37 23H39V24H37ZM46 23H47V27H46ZM135 23H136V22H135ZM3 24H4V25H3ZM31 24H32V25H31ZM33 24H34V25H33ZM48 24H49L50 26H49ZM53 24H54V25H53ZM6 25H7V26H6ZM10 25H11V26H10ZM60 25H62L64 29H62V26L60 27ZM72 25H73V24H72ZM3 26H4V27H3ZM25 26H26V27H25ZM29 26H30V27H29ZM44 26H45L46 28H45ZM55 26H56L57 28L59 27V31H58V29H56ZM135 26H136V25H135ZM2 27H3V28H2ZM12 27H13V28H12ZM20 27H21V29H20ZM31 27H32V28H31ZM39 27H41L42 30L39 29ZM48 27H51V28L49 29ZM96 27H97V26H95V27H93V28L96 29ZM4 28H5V29H4ZM23 28H24V30H23ZM35 28H36V29H35ZM44 28H45V29H44ZM6 29H7V30H6ZM11 29H13V31H14L15 29H17L18 31H16V32H15V31H14V32H11V31H12ZM32 29H33V30H32ZM46 29H49V31H47ZM51 29H52V31H51ZM8 30H9V31H8ZM27 30H30V31H27ZM43 30H44V31H43ZM56 30H57V31H56ZM21 31H22V32H21ZM25 31L28 32V33H31L32 31H33V32H32L31 34L27 35ZM38 31H39V32H38ZM50 31H51V32H50ZM3 32H4V33H3ZM17 32H18V33H17ZM20 32H21V33H20ZM40 32H41V33H40ZM45 32H47L50 36L48 37V34H45ZM53 32H54V33H53ZM5 33H6V34H5ZM9 33H10V34H9ZM15 33H17V36L21 34L23 37H24V36H27V37H24L23 39H18V38H16V37L14 38L13 36H16ZM23 33H24V34H23ZM38 33H39V34H38ZM50 33L52 34V36L55 35V36H54V39L57 38L55 42L53 41L54 44H53L52 41H50V42L48 41V40H50L49 38L52 37ZM56 33H58L59 35L57 36ZM3 34H4L5 36H4ZM11 34H12V37H9ZM13 34H14V35H13ZM32 34H34V36H33ZM40 34H41V35H40ZM60 34H61V35H60ZM8 35H9V36H8ZM21 35H20V36H21ZM30 35L33 36V38L36 40L35 42L32 41V40H34V39H31V36H30ZM35 35H37V36H35ZM45 35H46V36H45ZM69 35H70V36H69ZM22 36H21V37H22ZM28 36H29L30 38H29ZM68 36H69V38H68ZM73 36H75V34H73L72 37H73ZM6 37H8L9 41H12V42H9V41L6 39ZM21 37H20V38H21ZM39 37H40V38H39ZM41 37H42V38H41ZM59 37H60V38L62 37L61 39H62L63 41H62L61 39H58ZM66 37H67L68 40L65 39ZM10 38H11V40H10ZM12 38H13L14 42H13ZM27 38H28V39H27ZM38 38H39V39H38ZM2 39H3V40H2ZM17 39H18V40H17ZM29 39H30L31 41H30ZM43 39H44V40H43ZM45 39H46L47 41H46ZM54 39H53V37H52L51 40H54ZM6 40H7L8 43L6 42ZM26 40H27L28 43L26 42ZM66 40H67V41H66ZM3 41H4V43H3ZM15 41L18 42V43H16ZM20 41H21V43H20ZM37 41H38V42H37ZM39 41H40V42H39ZM43 41H44V43H43ZM69 41H71V38H70ZM69 41H68V42H69ZM24 42H25V43H24ZM31 42H32V43H31ZM33 42H34V43H33ZM41 42H42V43H41ZM60 42H61V43H60ZM11 43H12V45H11ZM29 43H30L31 45H29ZM38 43H39V44H38ZM45 43H46V44H45ZM50 43L52 44V46H51ZM59 43H60L61 45H62V43H63L66 47H65L64 45H62V46H64V47H63L64 49H63L62 46H61V47L58 46V45H60ZM76 43H78V42H76ZM76 43H75V44H76ZM4 44H5L6 47H4ZM6 44H8V45H6ZM13 44H14V46H13ZM15 44H17V45L15 46ZM21 44H23V45L21 46ZM27 44H28L29 46H28ZM41 44H42V45H41ZM26 45H27L28 47H27ZM32 45L34 46V48H33ZM35 45H36L37 47H36ZM44 45H45L46 49L43 47ZM85 45H86V44H84V45L82 46V48H80V49H83ZM10 46H12L13 48L18 46V47H22L23 49L21 50V48H18V47H17L18 49H17V48H16V49H15V48L13 49V48H11ZM40 46L42 47V49H41ZM71 46H72V47H71ZM26 47H27V49H25ZM58 47H59L60 50L63 49V50H62L63 52L60 51V50L58 49ZM85 47H86V46H85ZM5 48H6V49H5ZM9 48H11V51H12L11 54H10V49H9ZM29 48H30V49H29ZM37 48H40L41 50H40V49H37ZM47 48H48V49H47ZM4 49H5L7 52L4 51ZM36 49H37V50H36ZM44 49H45V50H44ZM57 49L59 50V52H62L61 54H64V55L59 54V52L57 51ZM8 50H9V51H8ZM15 50H20V51H23V50H24V51L21 52V53L18 52V51H16V52H17V53H16V52H14ZM25 50H26L27 53L25 52ZM39 50H40V51H39ZM42 50H43V51H42ZM52 50H54V49H52ZM64 50H65L66 52H65ZM73 50L76 51V52H74ZM28 51H30L31 53L29 52V54H28ZM37 51H38V52H37ZM50 51H51V50H48V52H50ZM3 52H6V53H3ZM32 52H33V53H32ZM48 52H45V54H44V53H41V54H42V55H43V54L46 55ZM57 52H58V53H57ZM12 53H13V55H15V58H14V56L12 55ZM15 53H16V54H15ZM36 53H37V54H36ZM50 53H51V52H50ZM67 53H68V54H67ZM71 53H72V54L75 53L74 56H73ZM2 54H4V55H2ZM7 54H9L10 56L7 55ZM30 54H31V55H30ZM33 54H34V56H33ZM35 54H36V56H35ZM5 55H7V57L9 56V58H7ZM11 55H12L13 57H12ZM16 55H17V56H16ZM23 55H24V56H23ZM25 55H26V56H25ZM71 55H72V57H71ZM4 56H5L7 59H5V60L2 59ZM22 56H23V58H22ZM63 56H64V57H63ZM18 57H20V58H18ZM56 57H58V56H56ZM77 57H78V56H76V58H77ZM24 58H26V59H24ZM32 58H34L35 61H33ZM10 59H12V60H10ZM16 59H17V62H16ZM28 59H32V60H28ZM37 59H38V61H37ZM6 60H7V63H6ZM13 60H14V61H13ZM21 60H22V63H21ZM73 60H74V58H73ZM99 60H100V59H99ZM99 60L97 61V63L99 62ZM12 61H13V62H12ZM23 61H24V62H23ZM32 61H33V62H32ZM67 61H66V62H67ZM95 61H96V60H95ZM95 61H93V62H94V65L96 66L97 64H95V63H96ZM9 62H10L11 64H10ZM14 62H15V63H14ZM18 62H20V63H18ZM29 62L33 63V65H34V64H37V65L32 66V65H30ZM34 62H35V63H34ZM4 63H5V64H4ZM16 63H17V64H16ZM25 63H26L27 65H25ZM89 63L92 64V62H88V65H89ZM12 64H13V65H12ZM15 64H16V65H15ZM21 64H22V65H21ZM9 65H12V66L8 67ZM94 65H93V66H94ZM13 66H14V67H13ZM26 66H29V67H26ZM89 66H90V65H89ZM91 66H92V65H91ZM91 66H90V67H91ZM25 67H26V68H25ZM32 67H33V68H32ZM38 67H40V69H37ZM43 67H45L46 70H47V68H49L48 71L46 72V70H45ZM51 67H52V68H51ZM83 67H84V66H83ZM85 67H87V64L85 65ZM2 68H6V69H2ZM8 68L10 69V70H8V71H10V72L7 74L6 72H8V71H5V70H7ZM12 68H15V69H12ZM17 68H18V69H17ZM24 68H25V69L28 68V69H27L28 72H27V70L25 71ZM80 68H81V67H80ZM42 69H44V70L42 71ZM66 69H67V68L64 69L65 73H66ZM81 69H82V71H83V68H81ZM84 69H86V68H84ZM2 70H3V71H2ZM11 70H12V71H11ZM20 70H21V71H20ZM22 70H24V71H22ZM31 70H32V71H31ZM37 70H38V71H37ZM69 70L72 71V70H74V69H69ZM4 71H5V72H4ZM33 71H34V72H33ZM49 71H50V72H49ZM52 71H53V72H52ZM67 71H68V69H67ZM70 71H68V72L70 73ZM77 71L80 73V74L78 73L79 75H83V74H84V71H83V74H82V73H81L82 71L80 72V70H78V68H77V70L74 72L75 75H76V78L73 77V80H74V78H75V80H77V73H76ZM14 72H15V73H14ZM16 72H18L17 75H16ZM22 72H24V75H23V76L21 75ZM26 72H27V73H26ZM35 72H36L37 74H36ZM41 72H42V73H41ZM43 72H44L45 74L48 73V74H52V75H48V74H47L48 76L46 75V78H45L46 80H45V79H44V75H45V74H44ZM68 72H67V73H68ZM72 72H73V71H72ZM72 72H71V73H72ZM5 73H6V74H5ZM25 73H26V74H25ZM32 73H33V74H32ZM67 73H66V74H67ZM71 73L68 74V75H71ZM74 73H72L71 76H75ZM14 74H15L16 76H14ZM27 74H28V75H27ZM35 74H36V75H35ZM39 74H40V75H39ZM42 74H44V75L41 76ZM3 75H4V77H3ZM9 75H10V76H9ZM20 75L22 76L21 78H20ZM29 75H30V76H29ZM68 75H66V78H69V77H70V76L67 77ZM79 75H78V76H79ZM7 76H9V77H7ZM13 76H14L15 80H14V78H13V79L11 78V77H13ZM17 76H18V77H17ZM25 76H26V77H25ZM40 76H41V79H40ZM50 76H51V77H50ZM60 76H62V77L59 78ZM83 76H84V75H83ZM6 77H7V78H6ZM37 77H38V78H37ZM81 77H82V76H81ZM8 78H9V79H8ZM10 78L13 80V83H10V80H11ZM16 78H17V81H18V82L16 81ZM22 78H23V81H22ZM26 78H27V80H26ZM29 78H30V79L34 78V79H32V80H34V81L29 80ZM42 78H43V79H42ZM3 79H4V80H3ZM36 79H37V80H36ZM63 79H65V78H63ZM2 80H3V81L6 80V81L4 82V84H5L6 86H4V84L2 83ZM12 80H11V82H12ZM35 80L37 81V83H36ZM42 80H43V81H42ZM44 80H45V81H44ZM56 80H54V81H56ZM14 81H15V82H14ZM29 81H32V82L36 83V85H35L34 83L29 82ZM16 82H17V83H16ZM24 82L27 83V84L25 85ZM41 82H43V83H41ZM44 82H45V84H44ZM14 83H15V84H14ZM20 83H22V86H21ZM38 83L40 84V86H41V84H43V85L41 86L42 89L40 88V86H38V85H39ZM7 84H9V85L11 84L12 86H11V85L9 86V85H7ZM13 84H14V85H13ZM18 84H20V85H18ZM32 84H33V85H32ZM29 85H30V86H29ZM1 86H2V87L4 86V87L2 88ZM13 86H16V87L14 88ZM27 86H29V87H27ZM43 86H44V87H43ZM9 87H11V88L9 89ZM23 87H25V91H24ZM26 87H27L28 90L26 89ZM30 87H32V88L30 89ZM33 87H34V89H33ZM36 87H37V88H36ZM4 88H5V90H4ZM21 88H22V89H21ZM35 88H36V90H35ZM38 88H39V89H38ZM43 88H44L45 90H43ZM7 89H8V91L11 90V89H12V90L15 89V90H14V91L11 90L12 92H11V91L7 92ZM47 89H48V90H47ZM16 90H17V91H16ZM18 90H20V92H18ZM30 90H31V91H30ZM38 90H39V91H38ZM42 90H43V91H42ZM15 91H16V92H15ZM28 91H30V92H28ZM36 91H38V92H36ZM40 91H41L42 93H44L46 96L43 95ZM47 91H48V93H47ZM50 91H51V90H50ZM5 92H7L8 94H10L11 97H10L9 95H7V93L5 94ZM14 92L16 93L17 96L15 95ZM26 92H27V93H26ZM34 92H35V93H34ZM39 92L41 93V95H40ZM11 93H12L13 95H12ZM17 93L20 94V95H18ZM21 93L25 94L24 97H23V95H22L23 98L21 97ZM105 93L108 94V95L110 94V93H108V92H105ZM105 93L102 92L101 94L104 95V96H106ZM29 94H30V95H29ZM31 94H32V95H31ZM34 94H35V95H34ZM38 94H39V96H38ZM101 94H100V95H101ZM126 94H127V93H126ZM160 94H161V93H160ZM160 94H159V95H160ZM27 95H28V96H27ZM36 95H37V96H36ZM102 95H101V96H102ZM108 95H107V96H108ZM159 95H157V96L159 97ZM13 96H15V98L17 97V100H16ZM41 96H42V97H41ZM43 96H45V97H43ZM1 97H2V98H1ZM25 97L27 98V100H26L27 102H26V103L24 102V101H25L24 99H26ZM28 97H29V98H28ZM31 97H32V98L34 97V98H33V99H30ZM39 97H40V98H39ZM4 98H5V100L3 101ZM9 98L12 99V100H14L15 102H14V101L12 102V100H11V101L8 100ZM35 98H36V99H35ZM42 98H43V99H42ZM28 99H30V100H28ZM38 99H39V102H38ZM45 99H46V100H45ZM49 99H50V98H49ZM23 100H24V101H23ZM34 100H35V101H34ZM41 100H43V101H44V100L47 101L46 104L44 103L45 101H44V102H43V101L41 102ZM5 101H6V102H5ZM9 101H10L11 103H13V104H11ZM16 101H17L18 103H20V104H18ZM36 101H37V102H36ZM3 102H4V103H3ZM22 102H24L26 105H25L24 103L22 104ZM29 102H30V103H29ZM8 103H9V104H8ZM1 104H2V106H1ZM3 104H6V105H5L6 107H4ZM21 104H22V105H21ZM27 104H29V105H27ZM36 104H38V105H36ZM41 104H42V105H41ZM43 104H44V106H43ZM47 104L50 105L53 109L50 108V106H48ZM8 105H9V106H8ZM11 105H12V106H11ZM17 105L20 106V107H18ZM26 106H28V108H27ZM41 106H42V109H40ZM2 107H3V108H2ZM14 107H15V108H14ZM7 108H9V109H7ZM16 108H17V110H16ZM49 108L52 109V110L50 111ZM29 109H30V110H29ZM37 109H38V110H37ZM39 109H40L41 111H40ZM21 110H22V111H21ZM27 110H29V111H27ZM34 110H35V111H34ZM2 111H3V112H2ZM10 111H11V112H10ZM30 111H31L32 113H31ZM36 111H37V112H36ZM43 111H44V112H43ZM8 112H10V113H8ZM14 112H15L16 114H15ZM22 112H23V113H22ZM5 113H6V114H5ZM21 113H22V114H21ZM35 113H36L37 115H38V114H39V115L37 116ZM47 113H46V114H47ZM4 114H5V117H4ZM10 114H11V115H10ZM14 114H15V115H14ZM34 114H35V115H34ZM18 115H20V116H18ZM27 115H28V116H27ZM68 115H69V116H68ZM17 116H18V117H17ZM22 116H24V117L22 118ZM33 116H34V117H33ZM64 116H65V117H64ZM1 117H3V118H1ZM6 117H7V118H6ZM62 117L65 118V122H63L64 120L62 119ZM9 118H10V119H9ZM13 118H14V119H13ZM25 118H26V119H25ZM28 118H29V119H28ZM30 118H32V119H30ZM33 118H34V120H33ZM36 118H37V119H36ZM56 118H57V119H56ZM8 119H9V120H8ZM35 119H36V120H35ZM55 119H56V120H55ZM58 119H61V120H58ZM4 120H5V121H4ZM14 120H16V121H14ZM24 120H25V123H26V124H27V123L30 124L29 126L27 125V126L25 127L26 132H25V129L22 127V126L25 124V123H24ZM29 120H31V121L29 122ZM48 120H49V119H48ZM54 120H55V121H54ZM57 120L59 121L58 123H60L61 125H59V124L56 122ZM3 121H4L5 123H4ZM17 121H20V123H18ZM21 121H22V122H21ZM32 121H33V123H32ZM36 121H38V122H36ZM60 121H61V122H60ZM1 122H2V123H1ZM8 122H10V123H8ZM15 122H16V123H15ZM62 122H63V124H62ZM14 123H15V124H14ZM37 123H38V124H37ZM40 123L43 125V128H42V126H41ZM6 124H8V125H6ZM13 124L15 125V127H14ZM20 124H21V127L18 126V125H20ZM22 124H23V125H22ZM31 124H32V126H31ZM39 124H40V125H39ZM55 124H56L57 126H56ZM65 124H66V123H65ZM4 125H5V126H4ZM35 125H37V126H35ZM48 125H49V126H48ZM52 125H53V126H52ZM6 126H7V127H6ZM24 126H25V125H24ZM33 126L36 127L37 130H36ZM46 126H47V128H46ZM55 126H56V127H55ZM59 126H61V127L58 128V129H55V128L59 127ZM16 127H17V128H20V129H18V130H21V132L18 131V133H19V134L21 133L23 136H24V135H25V136L23 137L22 135L20 136V135L17 134V136L15 135L16 137L13 136L14 138H11V139L8 138L9 140H8V139L5 140V138H6L5 136L8 135V132L11 131V130H15ZM52 127H53V128H52ZM11 128H13V129H11ZM21 128H23L24 131H23ZM27 128H29V129H27ZM38 128H39V130H38ZM40 128H41V129H40ZM6 129H7L8 131H6ZM32 129H33L36 133H34V131H33ZM44 129H45V130H44ZM46 129H48V131H47ZM49 129H50V130H49ZM51 129H53V130H51ZM31 130H32V131H31ZM54 130H55V131H54ZM27 131H28L29 133H27ZM39 131H40V132H39ZM45 131H46V133H47V132H48V133L46 134ZM60 131H61V132H60ZM24 132H25V133H24ZM50 132H51V133H50ZM53 132H55V134H54ZM58 132H59V133H58ZM26 133H27V134H26ZM31 133H32V134H31ZM41 133H43V134H41ZM35 134H36V135L38 134V135L35 136ZM51 134H52V135H51ZM53 134H54V135H53ZM56 134H57V135H56ZM31 135H32V136H31ZM40 135H41V136H40ZM43 135L47 136V137H45V138H49V137H50V138L52 137L51 139L54 138V139H55L54 142H55V141L57 140V138H58V140H57L58 142L56 141L57 143H56V144L54 143V145L52 144V145H47V146H46V145H45V146H44V145L41 146L40 143H39V141H40L41 139H39V138L41 137L42 139H44V136H43ZM59 135H60V136H59ZM2 136H3V137H2ZM27 136H28V137H27ZM42 136H43V137H42ZM57 136H58V137H57ZM20 137H21V139H20ZM29 137H30V138H29ZM31 137H32V138H31ZM17 138H18V140H17ZM34 138H35V139H34ZM28 139H29V140H28ZM30 139H31V140H30ZM7 140H8L9 142H8ZM12 140H13V141H12ZM22 140H24V141H22ZM76 140H78V139L76 138ZM11 141H12V142H11ZM27 141H28V142H27ZM30 141H31V142H30ZM33 141H34V144H33ZM73 141H74V142H73ZM29 142H30V143H29ZM64 142L66 143V145L64 144ZM2 143H3V144H2ZM4 143H5V144H4ZM9 143L12 144L13 146L10 145ZM61 143H62V146H60ZM77 143H78V141H77ZM7 144H8V145H7ZM35 144H38V145H35ZM57 144H58V145H57ZM69 144H70V145L72 144V145H71L72 147H71V146L69 147ZM14 145H15V146H14ZM29 145H31V146H29ZM39 145H40L41 147H40ZM67 145H68V147H66ZM75 145H76V146H75ZM1 146H0V147H1ZM8 146H9L10 148H14V150H12V151H8V149H10ZM18 146H19V147H18ZM26 146H27V147H26ZM28 146L31 148L30 150L28 149V148H29ZM53 146H54V147H53ZM58 146L64 148L66 151H67V149H68V151L70 152V154H69L68 151L66 152L64 149H62V148L60 149ZM63 146H65L66 148L63 147ZM3 147H4L5 149H7V150H6L7 152L5 151V149H4ZM15 147H16V148H15ZM37 147H38V149H37ZM39 147H40V149H39ZM45 147H47V148H45ZM52 147L54 148V150H58V151H56L57 154H56L55 151L52 149ZM35 148H36V149H35ZM50 148H51V149H50ZM55 148H56V149H55ZM57 148H58V149H57ZM42 149H43V150H42ZM49 149H50V150H49ZM2 150L5 151V152H3ZM10 150H11V149H10ZM24 150H25L26 152H27V150H28V152L25 154V153H24V152H25ZM34 150H35V151H34ZM40 150H41V152H42V151H43V152L41 153ZM51 150H52V151H51ZM60 150H61V151H60ZM75 150H76L77 152H76ZM22 151H23V153H22ZM30 151H32V152H30ZM47 151H48V152H47ZM63 151H64V153H63ZM74 151H75V153H74ZM50 152H51V153H50ZM52 152H53V153H52ZM81 152H82V151H81ZM81 152H80V153H81ZM88 152H89L91 155H88ZM2 153H3V154H2ZM21 153H22V154H21ZM34 153H36V154H34ZM37 153H39V154H37ZM43 153H45L46 156H45V154H44V156H43ZM47 153H48V154H47ZM58 153H59V154H58ZM67 153H68V155H67ZM73 153H74V154H73ZM85 153H86V152H85ZM85 153L82 152L80 155H82V156H83V155H86ZM23 154H25L26 156L23 155ZM27 154H28V155L30 154V155L27 156ZM32 154H34V155H32ZM53 154H54V155H53ZM71 154H72V155H71ZM99 154H100V153H99ZM99 154H98V156H103V155H99ZM36 155H37L38 157H37ZM47 155H48V156L50 155L49 157H50L51 159H50L49 157L47 158ZM70 155H71V156H70ZM104 155H105V154H104ZM21 156H22V158H21ZM31 156H32V157H31ZM54 156H55V157H54ZM63 156L66 157V158H67L68 156L70 157V159H69V157L67 158V159H69L68 161H70V162L67 161L69 164H68V165L66 164V168H67L66 170H68V169L71 170V173H69V174H71V175H70L71 178L69 179V181L66 182L67 184H66V183L64 184L65 186L67 185L66 187H64L63 185H60L59 183H56V184H52V185H51L50 182H51L52 179H53L52 177H55V175H57V174H55V173H57V169L49 168V167H48V163L50 162V160L53 159L52 157H54V158L56 159L57 157L59 158V157H63ZM90 156H91L92 158H90ZM98 156H97V157H98ZM23 157L26 159V163L24 162L25 159H24ZM27 157H28V159H27ZM30 157H31V158H30ZM36 157H37V158H36ZM42 157H44L45 160H44V158H42ZM40 158H41L42 160H41ZM80 158H81V156H80ZM89 158H90V159H89ZM22 159H23V160H22ZM38 159H39V162L37 161ZM46 159H47V160H46ZM97 159H99V157H98ZM33 160H35V161H33ZM48 160H49V161H48ZM87 160H88V161H87ZM27 161H29V162L27 163ZM43 161H44V162H43ZM23 162H24V163H23ZM34 162H35V163H34ZM37 162H38V163H37ZM40 162H41V163L43 162V163L41 164ZM36 163H37V164H36ZM46 163H47V165H46ZM107 163H109V162H107ZM107 163H106V164H107ZM32 164H33L34 166H33ZM70 164H71V165H70ZM89 164H91V163H89ZM26 165H27V166H26ZM29 165H31V166H29ZM35 165H36V168H35ZM41 165H42V167H41ZM69 165H70V166H69ZM113 165H114V164H113ZM113 165L110 166L109 164H107L106 166H104V167H105V168H103L104 172H106V173H108V174H109V172H110V174H112V173H115V174H116L117 172H116V171H115V172L113 171L116 167H115V168L112 167ZM24 166H26L27 169H26ZM39 166H40V168H39ZM85 166H86V167H85ZM89 166H91V165H89ZM92 166H94V165H92ZM108 166H110L112 169H113V168H114V169L111 171V170H110L111 168L108 167ZM114 166H115V165H114ZM44 167H46V168L44 169ZM71 167H72V168H71ZM106 167L109 168V170H110V171L108 170L109 172H107ZM28 168H29V169H28ZM41 168H42V169H41ZM80 168H81V169H80ZM30 169H31V170H30ZM35 169H36V170H35ZM76 169H77V170H76ZM94 169H95V170H94ZM94 169L92 168V172H91V174H93L95 171H97L98 168L94 167ZM26 170H28V171H26ZM34 170H35V171H34ZM40 170H42V171H40ZM73 170H74L75 172H74ZM79 170H80V171H79ZM82 170H83V171H82ZM98 170H100V169H98ZM115 170H117V168H116ZM32 171H33V172H32ZM46 171H47V174H46ZM93 171H94V172H93ZM27 172L29 173V174H28V177H27ZM30 172L32 173V175H31ZM43 172H44V173H43ZM51 172H52V173H51ZM76 172H78V173L76 174ZM79 172H81V175H79V174H80ZM111 172H112V173H111ZM33 173H34V174H33ZM82 173H83V174H82ZM118 173H119V172H118ZM38 174H39V175H38ZM52 174H54V175L52 176ZM87 174H88V175H87ZM43 175H44V176H43ZM75 175H76V176H75ZM82 175H84V176H82ZM86 175H87V176H86ZM93 175H95V173H94ZM112 175H113V174H112ZM116 175H118V174H116ZM33 176H34V178H33ZM113 176H114V175H113ZM120 176H121V177H120ZM29 177H31V180H30ZM43 177H44V178H43ZM47 177H48V178H47ZM117 177H118V179H117V181H116V178H117ZM124 177H125V178H124ZM25 178H28L30 181L27 179V180L29 181V182H28ZM39 178H40V180H39ZM73 178H74V179L76 178V179L74 180ZM120 178H121V179H120ZM32 179H33V180H32ZM42 179H43V180H42ZM22 180H23V181H22ZM24 180H25V181H24ZM38 180H39V182H38ZM41 180H42V181H41ZM45 180H46V181H45ZM77 180H78V181H77ZM111 180H112V178H111ZM124 180H125V181H124ZM35 181H36L39 185H38ZM48 181H49V182H48ZM72 181H73V182H72ZM22 182H23V183H24V182H28V184H29V183H30V184H29V185H28L27 183H24V184H23ZM34 182H35V184H33ZM74 182H76V183L73 184ZM125 182H126V183H125ZM31 183H32V184H31ZM49 183H50V184H49ZM68 183H69V186L72 185V184L74 185V186H73V185L70 186V187H71V190H70L69 188H67V187H68ZM112 183H113V184H112ZM128 183H129V184H128ZM26 184H27V185H26ZM36 184H37V185H36ZM97 184H98V186H97ZM103 184H104V185H103ZM109 184H110V185H109ZM118 184H119V185H118ZM127 184H128V186L131 185V186H130V188L132 187L131 190H129V187L125 186V185H127ZM132 184H133V185H132ZM136 184H137V186H136ZM55 185H56V186H55ZM57 185H58V186L60 185L62 188L58 187ZM78 185H79V186H78ZM100 185H101V186H100ZM102 185H103V186H102ZM105 185H106V186H105ZM116 185H117V186H116ZM123 185H124L125 187H123ZM134 185H135V186H134ZM24 186H25V187H24ZM28 186H29V189H30V190L26 189V188H28ZM30 186H31V187H30ZM41 186H42V187H41ZM75 186H76V187H75ZM81 186L83 187V185H81ZM87 186H88V187H87ZM94 186H95V187L97 186V188H94ZM99 186H100V187H99ZM114 186H115V187H114ZM33 187H34V188H33ZM51 187H52V188H51ZM72 187H74L75 189H73ZM98 187H99L100 189H99ZM105 187H106L107 189H106ZM133 187H136L135 190H133ZM24 188H25V189H24ZM31 188H33L34 190L31 189ZM36 188H37V189H36ZM39 188H40V189H39ZM44 188H45V189H44ZM54 188H55V189H54ZM63 188H64V189H63ZM65 188L67 189V191H66ZM77 188H79V189L81 188L82 190L80 189V191L77 192V194H76L75 192H73V193L70 192V191H75ZM93 188H94V189H93ZM124 188H126V189H124ZM137 188H139V189H137ZM6 189H7V190H6ZM8 189H9L10 192H8ZM35 189H36V190H35ZM41 189H42V190H41ZM43 189H44V190H43ZM57 189H58V190H57ZM60 189H61V190L63 189L62 191H63L64 193H63ZM72 189H73V190H72ZM79 189H77L76 191H78ZM95 189H97V190H95ZM98 189H99V190H98ZM102 189H104L105 191L102 190ZM108 189H109V190H108ZM127 189H128V190H127ZM38 190H39V191H38ZM45 190H47V191H45ZM52 190H54V192H53ZM64 190H65V191H64ZM91 190H92V191H91ZM100 190H102V191H100ZM122 190H123V192H125V193H123ZM124 190H125V191H124ZM154 190H156V189H154ZM36 191H37V192H36ZM68 191H69V192H68ZM87 191H88V192H87ZM89 191H90L91 193H89ZM103 191H104V193H102ZM106 191H107V192H106ZM128 191H130V192L132 191V192L130 193V192H128ZM35 192L37 193V197H38V198L36 197V193H35ZM39 192H40V193H39ZM47 192H48V194H47ZM66 192H67V194H66ZM80 192H81V193H80ZM133 192H134V193H133ZM156 192H158V190H156V191L154 192V194H153L155 197H154L152 194H151V197H150V195H148L149 193H148V194L146 193L145 196L148 195V197H150V198H147V197L144 196V199H147V200L149 199V202H150V203H149L148 201H147L146 203H149V205L151 204V206H150L151 208H150V209H151V211H153V212H155V210H156V208H157V207L155 206L154 203L157 202V201L159 200V198H157L158 195L156 196V194H159V192H158V193H156ZM10 193H11L12 195H11ZM14 193H15V194H14ZM19 193H20V194H19ZM41 193H42V194H41ZM50 193H51V194H50ZM59 193H60V194H59ZM69 193H70V195L73 194L75 198H73V196H70ZM74 193H75V194H74ZM93 193H95V194H93ZM128 193H130V194H128ZM155 193H156V194H155ZM9 194H10L11 196H10ZM21 194H22V196H21ZM40 194H41V195H40ZM49 194H50V195H49ZM65 194H66L67 197L70 196V197L72 198V199H71L70 197H69L70 199L68 198L69 201L72 200L71 203H70V202H65V204H64V201H65V198H66V197H65ZM81 194H82V195H81ZM89 194H90V195H89ZM102 194H103V195H102ZM108 194H110V193H108ZM108 194H107V195H108ZM122 194H123V195H124V194H125V195L127 194V195H129V197H127V195H126V199H125V197H124L125 195L123 196ZM132 194H133L134 196H133ZM140 194H141V190H140ZM7 195H8V196H7ZM42 195H43V199H42ZM53 195H54V197H53ZM68 195H69V196H68ZM76 195H77V197H76ZM78 195H79V196H78ZM91 195H92V196H91ZM95 195H96V196H95ZM107 195H105V196H107ZM130 195L134 197V198H133V201H132V199H131L132 197H131ZM159 195H160V194H159ZM3 196H4V197H3ZM13 196H14L15 198L17 197V199H15ZM18 196H21V197L18 198ZM55 196H56V197H55ZM59 196H60V197H59ZM61 196H62V197H61ZM88 196H89V197H88ZM6 197H7V198H6ZM23 197H24L26 200H24ZM46 197H49V198H47V199H48V200L50 199V200H49L50 202H49L48 200H46ZM51 197H52L53 199H51ZM78 197H79V198H78ZM90 197H91V199H90ZM95 197H97V198H95ZM121 197H122V198H121ZM135 197H136V198H135ZM153 197H154V198H153ZM4 198H5V200H4ZM40 198H41V200H40ZM55 198H56V199H55ZM60 198H61V199H60ZM155 198H157V199H155ZM18 199H20V200H18ZM34 199L37 200V204H38V205L35 204V201H36V200L34 201ZM59 199H60V200H59ZM66 199H67V198H66ZM75 199H76V200H75ZM121 199H122V200H121ZM151 199H154L155 202L150 201ZM6 200H8V202H7ZM16 200H17L18 202H17ZM22 200H24V201H22ZM74 200H75V201H74ZM117 200H118L119 202H118ZM123 200H124V201H123ZM2 201H3V202H2ZM5 201H6V202H5ZM21 201H22V202H21ZM30 201H31V202H30ZM33 201H34V202H33ZM53 201H54V202H53ZM59 201H60V202H59ZM121 201H122V202H121ZM130 201H131V202H130ZM1 202H2V204H1ZM9 202H10V203H9ZM23 202H25V203H24L25 206H26L27 204H28V205H27L26 207H25V206H22L23 208L20 209L21 203H22V205H23ZM72 202L75 203V204H73ZM120 202H121L123 205H122ZM129 202H130V203H129ZM132 202H133V204L131 205ZM26 203H27V204H26ZM32 203H33V204H32ZM41 203H42V205H41ZM46 203H47L49 206H47ZM49 203H50V204H49ZM58 203H59L60 206H62V205L64 204V205L62 206V208L64 209V207H65V211H67V210H68L67 208H69V207L71 206V207H70V211H68V213H67V212L64 213V212H63L64 210L62 211L61 207H58V206H59ZM60 203H63V204H60ZM66 203L69 204L70 206H69V207H66ZM114 203H115V204H114ZM125 203H126V204H125ZM6 204H7V205H6ZM8 204H9V206H8ZM18 204H20V206H18ZM34 204L36 205L35 207H37V206L39 207V208L37 207L38 210H37V208H34ZM51 204H53V205H51ZM55 204H56V206H55ZM124 204H125V205H124ZM129 204H130V205H129ZM143 204H144V203H143ZM143 204H142L141 206H143ZM152 204H153V205H152ZM31 205H32V206H31ZM144 205H145V204H144ZM10 206H11V207H10ZM28 206H29V208H28ZM51 206H54L55 209H53L54 207L51 208ZM73 206H74L75 208H74ZM100 206H102V205H100ZM113 206H114V207H113ZM115 206H116V207H115ZM118 206H119V207H118ZM122 206H123V207H122ZM3 207H4V208H3ZM24 207H25V208H24ZM48 207H49V208H48ZM57 207H58V209H57ZM98 207H99V206H98ZM111 207H112V208H111ZM121 207H122V208H121ZM5 208H6V209H5ZM7 208H9V209H8L9 211H7ZM26 208H27V209H26ZM32 208H33L34 211H32ZM44 208L46 209V211H48L49 216H48L47 212H44V211H45ZM59 208H60V209H59ZM71 208H74L75 211H74V210H71ZM79 208H80V207H79ZM86 208H87V209H86ZM120 208H121V209H120ZM134 208H135V206H134ZM144 208H145V206H144ZM144 208L141 207V208H140V211L143 212L144 210H146V209H144ZM22 209H23V210H22ZM29 209L31 210V212H30ZM40 209H41V210H40ZM47 209H48V210H47ZM52 209H53V210H52ZM126 209H127V208H126ZM126 209H125V210H126ZM129 209H130L129 211H131V212H130V216H131V215H132V212H134L135 209L132 210L131 207H130ZM141 209H142V210H141ZM147 209H148V208H147ZM150 209H149L148 211H146V212H147V216H145V215H146V214H145L146 212L144 213L145 215H144L143 213H141V212H139V214H138V212H136V211H138L139 208H138V209L136 208V210H135V212L133 213V215H134V216H136L137 214L140 215V217H139V216H136V217H137L136 221H137L138 223L141 224V219H143V217H144V220H146L147 218L149 219V217H150V213H151V216L154 214L153 212L150 211ZM157 209H158V208H157ZM26 210H29L30 214H31L32 212H33V213H32L31 215L29 214L30 216H28V213H29V212L27 213ZM39 210H40V211H39ZM58 210H61V211H60L61 213H59ZM86 210H88V211H86ZM95 210H96L97 212H98V211H99V212L97 213ZM110 210H111V211H110ZM112 210H113V211H112ZM114 210H115V211H114ZM2 211L5 212L6 214L3 213ZM15 211H16V212H15ZM22 211H23V212L26 211V212H25V215H27V216H25L24 213H23ZM54 211H57L58 214H57V212H54ZM73 211H74V212H73ZM89 211H90V212H89ZM100 211H102V214H100V213H101ZM103 211H104V212H103ZM116 211H117V212H116ZM120 211H123V216H122V217L120 216V215H122V213H121ZM127 211H128V210H127ZM149 211H150V212H149ZM156 211H157V210H156ZM1 212H2V213H1ZM35 212H36V213H35ZM43 212H44V213H43ZM53 212H54V214H55V213H56V214H55V217H54V214H53V216H51V217H53V218H51L50 215H52ZM91 212H92V213H91ZM95 212H96L98 215L95 214ZM107 212L111 213L112 216H111L110 214H106ZM119 212H120V213H119ZM125 212H126V211H125ZM11 213H12V214H11ZM14 213H15V214H14ZM20 213H21V214L23 213V214H22V215H23L22 217H21V214H20ZM66 213L68 214V217L65 216V215H67ZM81 213H82V214H81ZM87 213H88V214H87ZM104 213H105V214H104ZM148 213H149V215H148ZM17 214H18V215H17ZM35 214H36V217H35ZM41 214H42L43 216H41V218H40V215H41ZM62 214H63V215H62ZM64 214H65V215H64ZM89 214H93V217H91V215L89 216ZM118 214H119V215H118ZM4 215H8V216H4ZM9 215H10V216H9ZM12 215H13V216H12ZM32 215H33V216H32ZM44 215H45V217H44ZM46 215H47V216H46ZM58 215H60L59 218H62V219H64V220L59 219V218L57 217ZM70 215H71V216H70ZM95 215L98 216V218H97ZM106 215H107V216L109 215V216L107 217ZM2 216H3V217H2ZM11 216H12V217H11ZM15 216H17V217H15ZM63 216H65L66 218L63 217ZM69 216H70V217H69ZM76 216H78L77 213H76ZM88 216H89V217H88ZM113 216H116L117 219L114 218ZM117 216H118V217H117ZM127 216L130 218L129 214H127ZM1 217H2V218H1ZM47 217H48V218H47ZM74 217H75V215H74ZM128 217H127L128 220L124 219V221H122L121 223H124V222H125V223H126V222L128 223V221H129V218H128ZM136 217H134V218H136ZM145 217H147V218H145ZM87 218H86V220H87ZM105 218H106L108 221H106ZM134 218L131 216V218H130L131 221H130L129 223H131V224L134 223V224H132V225H128V226H138V225H139V224L135 221ZM3 219H4L5 221L7 220L6 223L4 222ZM9 219H10V220H9ZM39 219H40V221H39ZM45 219H46V220H45ZM53 219H54V220H53ZM58 219H59V220H58ZM67 219H68V220H67ZM69 219H70V220H69ZM95 219H94V221H96ZM132 219H134V220H133L134 222L132 221ZM72 220H74V218H73ZM72 220H71L70 222H72ZM125 220H126V221H125ZM138 220H139L140 222H139ZM8 221H9V222H8ZM37 221H39V222H37ZM47 221H48V222H47ZM51 221L54 222L56 225H58L61 229L58 228V226L56 227V225L53 224V223H52V225H51ZM92 221H93V220H92ZM94 221H93V222H94ZM35 222H36V224H37L36 226H35ZM66 222H67V223H66ZM105 222H106V223H105ZM114 222H112V223H114ZM142 222H143V220H142ZM7 223H10V224H7ZM49 223H50V224H49ZM59 223H60V224H59ZM61 223H62V224H61ZM65 223H66V224H65ZM72 223H74V221H73ZM115 223H114V224H115ZM118 223H120V222H118ZM118 223H117V224H118ZM121 223H120V225H121ZM129 223H128V224H129ZM12 224H14V225H12ZM39 224H40V225H39ZM41 224H42V225H41ZM43 224H44L45 226H44ZM63 224H64V225H63ZM68 224H69V225H68ZM4 225H6V227H5ZM33 225H34L35 227L38 228V232H36L37 229H36ZM53 225L55 226V229H54V230H53V228H54ZM66 225H67V230H65V229H66ZM7 226H8V227H7ZM12 226H13V227H12ZM16 226H17L18 228H21V229H18ZM31 226H32V227H31ZM41 226H42V227H41ZM46 226H47V227H46ZM49 226H50V227H49ZM61 226H63V228H62ZM122 226H124V224H122ZM125 226H126V225H125ZM14 227H15V228H14ZM39 227H41V230H40V231H39V229H40ZM71 227H72V226H71ZM13 228L15 229V231H14ZM30 228H31V229H30ZM33 228H34V229H33ZM50 228H51L52 230H51ZM56 228H58L59 230L57 231ZM6 229H8L9 231L6 230ZM12 229H13V230H12ZM16 229H17L18 231H17ZM27 229L29 230V233H28V230H27ZM35 229H36V230H35ZM42 229H44V230L42 231ZM62 229H63V231H62ZM72 229H74V230L72 231ZM75 229H76V230H75ZM26 230H27V232L25 233ZM31 230H33V231H31ZM34 230H35V231H34ZM50 230H51V231H50ZM45 231H46V232H45ZM54 231L57 232V234H56ZM59 231L63 232V233H62L63 235L61 234V232H60V234H61V235H60V234H59ZM78 231H80V232H78ZM32 232H34V234L36 233L37 235L35 234V235L33 236V233H32ZM40 232H41V233H40ZM47 232H48V233H47ZM52 232H54L55 235H57V236H55V235L53 236L52 234H54V233H52ZM64 232L67 233L65 236H64V234H65ZM113 232H114V231H113ZM115 232H116V231H115ZM78 233L81 235V237L83 236V237H82V240H80L81 237H80V235H79ZM109 233H112V232H109ZM23 234H22V235H23ZM27 234L30 235V236H32V237H30V236L27 237ZM46 234H47V235H46ZM58 234H59V236H58ZM70 234H71L72 237L69 236ZM77 234H78V235H77ZM106 234H107V232H106ZM112 234H115V233H112ZM112 234H111V235H112ZM15 235H14V236H15ZM38 235H39V236H38ZM44 235H45V237H44ZM73 235H74V236H73ZM115 235H116V234H115ZM115 235H114V236H115ZM36 236H37V237H36ZM60 236H62V237H60ZM76 236H77V237H76ZM84 236H85V237H84ZM108 236L110 237V235H108ZM108 236H107V237H108ZM34 237H35V238H34ZM47 237H48V238H47ZM54 237H55V238H54ZM67 237H68V238H67ZM70 237H71V238H70ZM73 237H74V238H73ZM78 237H79L80 239H79ZM112 237H113V236H112ZM46 238H47L48 240H47ZM52 238H54V239H52ZM56 238H57V239H56ZM72 238H73V239H72ZM84 238H85V239H84ZM68 239H70V240L72 239L73 241H72V240H71V241H72L73 243H72L70 240H68ZM39 240H41V241L43 240V241L41 242V241H39ZM65 240H66V241L68 240V242H66ZM86 240H87V241H86ZM88 240H89L90 242H89ZM47 241H48V242H47ZM134 241H135V239H134ZM58 242H59L60 245L58 244ZM61 242H62V243L64 242L66 245L61 244ZM70 242H71L72 245L70 244ZM78 242H79V243H78ZM80 242H81V243H80ZM67 243H68L69 245H67ZM103 243H104V241H103ZM37 244H38V245H37ZM43 244H44V245H43ZM55 244H56V245H55ZM80 244H81V245H80ZM42 245H43L44 248L47 249V250H45V249L42 247ZM52 245H53V246H52ZM54 245H55V246H54ZM61 245H62L63 247H62ZM39 246H40V247H39ZM64 246H65V247L67 246V248H65ZM71 246H72V247H71ZM77 246H78L79 248H78ZM80 246H81V247H80ZM82 246H83V251H82ZM84 246H85V247H84ZM86 246H87V248H86ZM88 246H89V247H88ZM100 246H101L102 248H101ZM120 246H121V245H120ZM120 246H119V247H120ZM37 247H39V248H37ZM58 247H59V248H58ZM99 247H100L101 250H102V249H103V250H102V251L99 250ZM119 247H118L117 249H119ZM48 248H49V249H48ZM51 248H52V249H51ZM54 248H56V249H54ZM60 248H62L63 251H62V253L59 252V253H60V254H59V253H58V250H59V251L62 250V249H60ZM70 248H71L72 250H73V248H75V250H74V251H71ZM80 248H81V249H80ZM85 248H86V249H85ZM90 248H92V251L90 250ZM35 249H36V250H35ZM39 249H40V250H39ZM41 249H43V250H41ZM53 249H54V250H53ZM67 249H68V250H67ZM95 249H96V251H95ZM122 249H123V245H122V247H120L119 250H122ZM51 250H52V251H51ZM55 250L57 251L56 253L53 252V251H55ZM64 250H66L67 253L64 252ZM36 251H37V252H36ZM38 251H39L40 253H45V254H41V257H42L41 259L38 257V255H40V253H39ZM42 251H44V252H42ZM88 251H90V252H88ZM94 251H95L97 254H99V255H97L98 257L96 256V253H95ZM105 251H106V252H105ZM33 252H34V253H33ZM46 252H47V254H46ZM48 252H49V253H48ZM50 252H53V253H54V254L52 253L53 256L50 254ZM85 252H87L88 254L86 253L87 255H84ZM101 252H102L103 254H102ZM37 253H38V254H37ZM64 253H65V255H64ZM71 253H72V254H71ZM77 253H78L79 255H78ZM89 253H90V254H89ZM92 253H95V255H93ZM100 253H101L102 255H101ZM104 253H105V254H104ZM25 254H26V255H25ZM33 254H34V255H33ZM48 254H49V258H48V256H47ZM58 254H59L60 256H59ZM76 254H77L78 256H77ZM10 255H11V254H9V256H10ZM32 255H33V257H32ZM36 255H37V256H36ZM45 255H46V256H45ZM56 255H58V256L60 257V260H59V257H58V256H57L58 258H56L57 260L55 259ZM66 255H67V256H66ZM74 255H76V256H74ZM92 255H93V256H92ZM100 255H101L102 257H103V256H104V257H103V258H100V257H101ZM21 256H17V255H16V257H18V258H16V259H20ZM24 256H25L26 258H25ZM54 256H55V257H54ZM68 256H69V258H68ZM70 256L72 257L73 262H72V259H70V258H71ZM84 256H85V257L87 256V258H85ZM90 256H91L93 259H96V258H100V259H98V261H97V259H96V260H93L92 258L89 259ZM105 256H106V257H105ZM13 257H15V256H13ZM44 257H45V258H44ZM50 257H51V258H50ZM75 257H77V258H75ZM10 258L12 259V256H10ZM35 258H36V259H35ZM37 258H39V260H37ZM43 258H44L45 260H44ZM46 258H47V260H46ZM53 258H54L55 260H53ZM64 258H65V259H64ZM16 259H12V260H15V262H16ZM30 259H33L34 262H33L32 260H30ZM83 259H84V260H83ZM87 259L90 260V261H88ZM12 260H11V261H12ZM27 260H30V261L27 262ZM35 260H37V261H35ZM42 260H43V261H46V263L43 262ZM66 260H67V261H66ZM106 260H107V262H108V257L105 259V262H104L103 264H107ZM113 260H114V259H112L111 261L109 260L110 262H108V264H110V263H111V264L115 263V262H114L115 260H114V261H113ZM18 261L22 262L21 259H20V260H17V262H18ZM31 261H32V262H31ZM41 261H42V262H41ZM48 261H49V263H48ZM51 261H52V263H51ZM68 261H69V262H68ZM83 261H84V262H83ZM85 261H86V262H85ZM96 261H97L98 263H97ZM12 262H13V261H12ZM30 262H31V263H30ZM79 262H78V263H79ZM112 262H113V263H112ZM78 263H75V264H78ZM89 263H88V264H89ZM9 264H11V263H9ZM13 264H17V263H13ZM20 264H21V263H20ZM61 264H63V263H61ZM73 264H74V263H73Z\"/></svg>", "mask_w": 264, "mask_h": 264}]
</instances>
